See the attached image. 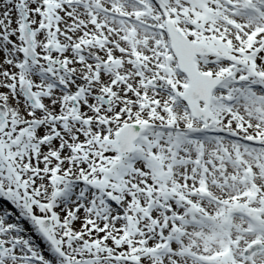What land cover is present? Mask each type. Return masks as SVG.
I'll use <instances>...</instances> for the list:
<instances>
[{"label":"snow or ice","instance_id":"6c2138e0","mask_svg":"<svg viewBox=\"0 0 264 264\" xmlns=\"http://www.w3.org/2000/svg\"><path fill=\"white\" fill-rule=\"evenodd\" d=\"M0 264H264V0H0Z\"/></svg>","mask_w":264,"mask_h":264}]
</instances>
